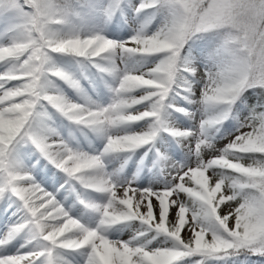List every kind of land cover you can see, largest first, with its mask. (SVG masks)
Wrapping results in <instances>:
<instances>
[{
  "label": "snow or ice",
  "instance_id": "obj_1",
  "mask_svg": "<svg viewBox=\"0 0 264 264\" xmlns=\"http://www.w3.org/2000/svg\"><path fill=\"white\" fill-rule=\"evenodd\" d=\"M128 6L154 9L164 21L151 34L140 28L114 39L108 25ZM205 36L198 54L207 46L211 66L199 103L224 111L194 127L173 126L172 112L195 119L174 101L197 103V69L184 49ZM57 57L95 68L110 100L89 95ZM133 58L152 62L130 68ZM53 78L80 100L51 90ZM249 89L264 91V0H0V203L16 217L0 222V264H228L264 256V113L217 143ZM49 106L102 137L103 150L46 134L38 121ZM166 136L185 150L183 159L174 158L175 145L157 146ZM29 148L39 153L31 164ZM109 158L119 167L109 170ZM81 190L102 199L82 198ZM76 202L95 214L94 225L73 213ZM134 223L130 240L110 237L113 226ZM159 236L164 244L150 246Z\"/></svg>",
  "mask_w": 264,
  "mask_h": 264
},
{
  "label": "rangeland",
  "instance_id": "obj_2",
  "mask_svg": "<svg viewBox=\"0 0 264 264\" xmlns=\"http://www.w3.org/2000/svg\"><path fill=\"white\" fill-rule=\"evenodd\" d=\"M139 3V0H131V5H136ZM147 10V11H146ZM141 13H136L134 11V7L128 6L124 9V14L121 16L119 13L117 14L116 19H114L111 24L108 25L107 31L110 36L114 39H127L128 36L135 34V29L143 28L148 34H151L159 29L161 24L164 21V17L157 13L154 9H146ZM119 27L118 35H113L112 28L113 26ZM125 33L127 35H125ZM190 62L194 63L197 72L196 76L192 79L196 81L193 91L195 92V96L193 99L197 101L196 104L188 103L179 97L176 98L174 101L180 106L188 108L192 113H194L195 119L190 118L189 116L183 115L179 112H172L170 119L173 126L176 127H184L190 128L194 127L201 119L208 118L212 115H219L223 111L220 109L219 106L213 109H206L202 107L199 103L201 98V89L204 86V81L202 77L205 75V70L211 66L209 61V49H203L199 51L194 49L191 54L187 58ZM151 60L138 61L136 58L129 60L128 66L130 68H138L142 69L146 67L147 63H151ZM86 63V62H85ZM121 68L124 67V64L121 63ZM78 78L81 79V83L83 87L87 90L88 94L91 95L94 99L99 100L101 103H107L110 100V93L108 92L107 88L104 87L103 81L101 80V74L93 68L91 65H87L82 70L76 68L73 72ZM84 76H87L88 79H84ZM60 90L70 96L73 100L79 101L80 97L78 96L77 92L72 89L69 85L63 82L60 86ZM255 93L249 92L248 94V101L253 103L255 101ZM42 109V108H41ZM45 109V108H44ZM42 111V110H41ZM40 111V112H41ZM45 115L42 118V122L44 127L47 130V134L53 135V138L63 137L65 140L70 141L74 146H79L85 151L89 152H99L103 150L104 147V139L91 130L87 128H83L82 126H77L74 123L68 121L64 118L60 113H58L55 109L51 108L50 106L47 107L45 110ZM250 112L245 108H238L237 109V119L235 120H227L224 121L222 127H220L219 134L217 136V143H225L226 140L223 139L224 137H230L231 135L236 134L237 129L240 128L241 124L247 123L249 119H251ZM143 123V122H142ZM140 125H133L131 130H136ZM58 133L59 135H55ZM122 134V133H121ZM161 143L167 144L171 143L175 145V155L174 158L177 160L184 158V149H181L179 145L176 144V141L173 140L171 137H165L164 140L159 141L157 146L159 147ZM162 151L164 149H161ZM146 149H140L133 156L132 161L128 164L126 169V175L131 176L132 173L136 172L137 169V162L139 161L140 157L144 154ZM169 154H173V149H168ZM27 154L26 159L29 164L34 163L36 159L39 158V153H35L32 149H25ZM155 159L154 153H149L147 163L151 166L152 161ZM42 163H47V161L41 160ZM120 159H113L109 158L108 167L109 170H113L119 167ZM145 176L151 178L153 173H150L145 169ZM162 179V178H160ZM141 183H147L144 177L141 178ZM83 192L82 198H95V199H102L100 194H90L81 190ZM72 207V211L75 214L76 210L79 209V214L84 222L91 221L94 225V215L90 210L85 209L83 205H80L78 202L75 203V206ZM7 208V204L0 203V219L5 215L4 209ZM15 209L10 208L8 209V214ZM7 216V215H6ZM140 227L138 224L127 225V224H120L113 226L110 237L112 239H120L128 241L131 239L129 233L135 234L134 228ZM154 233H149V236H154ZM165 237L159 236L157 239L152 240L151 245L152 247H158L165 242ZM168 243H171L170 241Z\"/></svg>",
  "mask_w": 264,
  "mask_h": 264
},
{
  "label": "trees",
  "instance_id": "obj_3",
  "mask_svg": "<svg viewBox=\"0 0 264 264\" xmlns=\"http://www.w3.org/2000/svg\"><path fill=\"white\" fill-rule=\"evenodd\" d=\"M147 11V10H146ZM209 37L205 36L203 39L190 41L188 45H186L184 49V55L187 58L193 49H198V46L206 45V41ZM204 49H209L207 46ZM57 63L60 67L65 68V70L72 71L76 67L82 69L80 65H78L74 60L67 57H57ZM84 68V67H83ZM62 81L53 78V88L51 90H60V85ZM249 92L255 93V101L250 103L248 101V94ZM259 105H264V91L260 89H249L248 91L244 92L240 99L236 102L234 106L231 107V116L227 120H235L237 119V109L238 108H245L247 109L251 117L254 116L255 113H264V108L259 107ZM222 111H224L223 106H219ZM43 110L40 109V111ZM44 111V110H43ZM41 113V112H40ZM44 113L40 114L38 121L39 124L42 126V130L46 133V129L43 126L41 118L43 117ZM232 262V264H264V256H250L246 257L245 255H240L239 257H234L228 261V264Z\"/></svg>",
  "mask_w": 264,
  "mask_h": 264
},
{
  "label": "bare ground",
  "instance_id": "obj_4",
  "mask_svg": "<svg viewBox=\"0 0 264 264\" xmlns=\"http://www.w3.org/2000/svg\"><path fill=\"white\" fill-rule=\"evenodd\" d=\"M13 211H15V209H13V210H12V212H13ZM12 212H11V213H9V214H8V212H7V213H5V215H4L3 217H1V219H0V222H3V221H4V219H5L6 215H7V217H11V219H12V220H15V219H16V217L12 216Z\"/></svg>",
  "mask_w": 264,
  "mask_h": 264
}]
</instances>
